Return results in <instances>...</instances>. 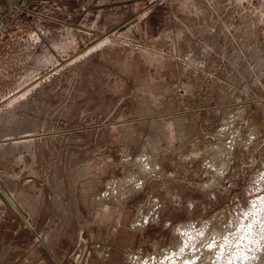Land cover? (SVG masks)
<instances>
[{
  "label": "rangeland",
  "instance_id": "rangeland-1",
  "mask_svg": "<svg viewBox=\"0 0 264 264\" xmlns=\"http://www.w3.org/2000/svg\"><path fill=\"white\" fill-rule=\"evenodd\" d=\"M263 199L264 0H0V264H256Z\"/></svg>",
  "mask_w": 264,
  "mask_h": 264
},
{
  "label": "bare ground",
  "instance_id": "bare-ground-1",
  "mask_svg": "<svg viewBox=\"0 0 264 264\" xmlns=\"http://www.w3.org/2000/svg\"><path fill=\"white\" fill-rule=\"evenodd\" d=\"M9 1H10V0H9ZM11 1H12V3H13L14 0H11ZM15 1H16V0H15ZM10 7H11V6H10ZM8 195H9V194H8ZM263 200H264V199H263ZM11 204H13V203H11ZM263 205H264V204H263ZM13 206H14V205H13ZM13 206H12V207H13ZM15 207H16V206H15ZM17 208H18V207H17ZM106 210H107V209H106ZM118 221H119V220H118ZM263 229H264V228H263ZM179 230H180V229H179ZM181 230H182V229H181ZM181 230H180V231H181ZM184 231H185V230H184ZM186 231H187V230H186ZM263 232H264V231H263ZM238 234H239V233H238ZM263 234H264V233H263ZM185 235H186V234H185ZM247 236H248V235H247ZM247 236H246V237H247ZM187 237H188V236H185V237H184V240H185V238H187ZM194 237H195V235H194ZM194 237H191V236H190V238H192V239H193ZM248 237H250V235H249ZM263 237H264V235H263ZM188 238H189V237H188ZM188 238L185 240V242H184V244L181 246V248H180L177 252H175V253L173 252L174 254L171 255V256H172V257H171L172 259H170L171 262L169 261L171 264H196V260L198 259L199 256H201V259H202L201 261L205 262V261H204L205 259H203L202 257H204V256L207 254V253H206L207 250L205 251L206 254H203L204 256H202V254H201L202 252H200V251L198 252V250L196 251V255H195V256L193 255L194 257H192V254H191V256H190V255H186V256H185V253H186L185 250H184L185 247H186V246L188 247V245H191V244H190V240H191V239H188ZM195 238H196V237H195ZM250 238H253V237H250ZM261 238H262V237H261ZM253 239H254V238H253ZM193 240H194V239H193ZM193 240H192V241H193ZM218 240H219V239H218ZM231 240H232V239H231ZM248 240H251V239H248ZM182 241H183V240H182ZM246 241H247V240H246ZM257 241H258V240H257ZM214 242H215V241H214ZM218 242H219V241H218ZM248 242H249V241H248ZM255 242H256V241H255ZM255 242H254V243H255ZM193 243L195 244V242H192V244H193ZM216 243H217V242H216ZM245 243H247V242H245ZM249 243H250V242H249ZM251 243H252V241H251ZM257 243H258V242H257ZM243 245H244V242H243ZM250 245H251V244H250ZM263 245H264V243H263ZM263 245H262V246H263ZM198 246H199V245H198ZM204 246H205V245H204ZM244 246L246 247L247 245H244ZM244 246H242V247H244ZM248 246H249V245H248ZM253 246H254V245H253ZM253 246H252V247H253ZM190 247H191V246H190ZM190 247H189V248H190ZM193 247H194V246H193ZM242 247H241V248H242ZM250 247H251V246H250ZM256 247H258V245H256ZM195 248H196V247H194V249H195ZM206 248H207V247H206ZM241 248H240V249H241ZM253 248H254V247H253ZM258 248H260V247H258ZM191 249H192V247H191ZM196 249H197V248H196ZM208 249H209V248H208ZM233 249H234V248H233ZM248 249H249V248H248ZM254 249H255V248H254ZM202 250H203V249H202ZM242 250H245V251H246V252H245V255L248 253L246 249L243 248ZM251 250H253V249H251ZM174 251H175V250H174ZM194 251H195V250H194ZM211 251H212V250H211ZM249 251H250V250H249ZM255 251H256V249H255ZM255 251H254V252H255ZM257 251H258V250H257ZM258 252H259V251H258ZM187 253L189 254V252H187ZM250 253H251V251H250ZM250 253L247 254V255H251V254H252V253H251V254H250ZM242 254H244V252L241 253L240 251H238V252L235 254V255H236L235 257H236V258L238 257L237 259L239 260V257H240V258H241V256L243 257ZM254 254H255V253H254ZM259 254H260V253H259ZM251 256L254 258L253 255H251ZM256 256H257V255H256ZM232 257H233V256H232ZM235 257L232 258V262L235 260ZM154 258H155V257H154ZM154 258H153V259H154ZM165 258H166V257H165ZM193 258H194V259H193ZM204 258H205V257H204ZM243 258L245 259V256H244ZM243 258H241V260H242ZM248 258H249V257H248ZM248 258H246V260H247ZM159 259H160V257H159ZM163 259H164V258H163ZM166 259H167V258H166ZM199 259H200V258H199ZM237 259L235 260V262H236V261L239 262ZM164 260H165V259H164ZM251 260H252V261H251ZM151 261H152V260H151ZM160 261H161V259H160ZM250 261L254 263V261H253L252 258H251V259L249 258V262H250ZM156 262H157V261H156ZM167 262H168V261H167ZM199 262H200V261H198L197 264H199ZM203 262H202V263H203ZM215 262H216V261H215ZM246 262H247V261H246ZM142 263H143V262H142ZM154 263H155V261H154ZM159 263H160V262H159ZM200 263H201V262H200ZM239 263H240V262H239ZM241 263H242V262H241ZM247 263H248V262H247ZM147 264H148V263H147ZM149 264H150V262H149ZM156 264H157V263H156ZM163 264H164V263H163ZM167 264H168V263H167ZM205 264H206V263H205ZM235 264H236V263H235ZM251 264H252V263H251ZM256 264H264V253H263V256L260 258V261H259L258 263H256Z\"/></svg>",
  "mask_w": 264,
  "mask_h": 264
},
{
  "label": "crops",
  "instance_id": "crops-1",
  "mask_svg": "<svg viewBox=\"0 0 264 264\" xmlns=\"http://www.w3.org/2000/svg\"><path fill=\"white\" fill-rule=\"evenodd\" d=\"M6 227V226H9V222H1L0 221V229L2 228V227ZM0 241H2V236H1V232H0ZM10 246V250L12 251V245H9ZM16 249H18V248H16ZM14 251H16V250H14ZM27 255L28 254H26V257H27ZM33 255H34V252L33 253H31L30 254V256L29 257H27L24 261H22V259L18 262V260H16L13 264H33ZM17 258V257H16ZM28 260H29V262H28ZM18 262V263H17Z\"/></svg>",
  "mask_w": 264,
  "mask_h": 264
},
{
  "label": "water",
  "instance_id": "water-1",
  "mask_svg": "<svg viewBox=\"0 0 264 264\" xmlns=\"http://www.w3.org/2000/svg\"><path fill=\"white\" fill-rule=\"evenodd\" d=\"M12 202V201H11ZM13 203V202H12ZM14 204V203H13ZM15 205V204H14Z\"/></svg>",
  "mask_w": 264,
  "mask_h": 264
}]
</instances>
